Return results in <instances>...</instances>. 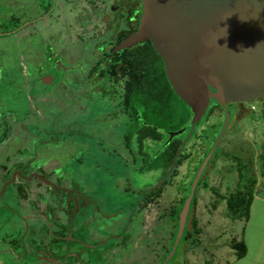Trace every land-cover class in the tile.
<instances>
[{
    "label": "rangeland",
    "instance_id": "1",
    "mask_svg": "<svg viewBox=\"0 0 264 264\" xmlns=\"http://www.w3.org/2000/svg\"><path fill=\"white\" fill-rule=\"evenodd\" d=\"M112 2L114 0H0V139L7 137L0 144V264H72L63 255L66 246L53 236L58 227L63 229L69 222L71 216L68 215V219L66 213L75 211L77 203L72 204L71 199L79 197V205L85 201L83 196H70L75 182L66 174L74 165L75 160L70 158L74 153L82 155L86 151L89 154L96 146L91 139L81 138L88 132L112 151L114 148L118 152L122 150L114 135L122 114L112 111L110 115L96 118L94 115L100 112L103 101L92 83L86 82L82 88L80 75L82 66L83 75L91 73L101 59L99 48L108 38L103 31L105 25L100 26L87 15L99 7L98 4ZM119 4L126 3L120 0ZM100 11L97 8L96 16ZM69 66L73 69H68ZM46 76L49 78L44 82ZM57 78L61 80L55 84ZM77 84L84 93L76 89ZM78 92L80 99L74 97L79 96ZM109 93L110 90H105L101 95ZM88 102H92V107L85 105ZM250 104L243 105L244 110L234 118L231 112L236 105H230L229 120L225 109L224 114L219 113L218 121V113L209 120L204 116L195 125L194 134L190 131L187 136L183 132L177 135H185L188 159L180 166L160 203L151 202L135 210L130 226L127 214L134 205L128 202L138 194L124 190L126 184L132 190L155 186L165 173L163 165L158 162L143 170L144 160L139 158L128 165L125 175L118 171L119 165H114L112 173L116 172V176L113 174L111 181L101 178V184L97 180L98 170L94 169L102 167L95 163L82 166V171L91 176V182L101 185L94 188L97 196L90 200L102 207L105 200L104 209L108 210L103 216L99 215V210H105L96 205L92 220L87 219L91 224H82L77 229L85 233L86 247H92V253L101 259H112L113 263L106 264H232L236 259V249L232 247L236 242L242 243L243 237L251 241V237L260 235L258 245L264 246V207L258 203L251 206L250 225L243 218L229 217L227 199L220 196L230 197L239 187L248 190L246 185L252 183L251 179L256 180L251 187L254 195H264L261 175L264 103H254V111L249 109ZM81 109H88L82 118ZM86 117L91 119L87 126ZM92 118H96L97 123ZM53 130L63 136L49 143L43 136ZM148 146L152 153L151 150L160 145L153 142ZM100 150L95 149L110 160L105 164L111 165L115 159ZM76 176L81 177V172ZM188 188L197 199L192 218L189 215V228L196 225L201 229L200 245L180 241L165 256V246L171 242L166 232L171 223L166 221L165 214L178 199L190 194ZM177 205L180 207L181 203ZM55 214L58 220L53 217ZM77 219L72 221L81 223V219ZM118 235L120 245L115 244ZM39 248L46 249V253ZM248 248L254 249V245Z\"/></svg>",
    "mask_w": 264,
    "mask_h": 264
},
{
    "label": "trees",
    "instance_id": "2",
    "mask_svg": "<svg viewBox=\"0 0 264 264\" xmlns=\"http://www.w3.org/2000/svg\"><path fill=\"white\" fill-rule=\"evenodd\" d=\"M119 57L120 55L115 57L116 62L110 64L113 69L111 74H108L110 84L107 85V87H109L108 90H110V93L104 94V97L100 92L97 91L100 99L103 101V105L101 106L100 112L94 116H97L96 118H98V116H102L108 112L109 109H105L107 106H112V110L115 111L122 110L123 117L120 120V123H118L116 134H114L117 144L120 145L122 150L121 152H118V149L114 148L112 151L109 149L108 145H102L98 143L97 139H95L94 136H91L92 134L89 132L82 134V139H91L96 146L91 148L92 151H90L89 154H87L86 151H84L82 155H77L74 153L70 159L75 160L77 163L74 161V165L71 166L72 168L66 170L68 177H71L75 180L70 188L72 190V194H70V196L72 197L77 195L80 197L83 196L85 198V201H83L81 204V208L79 207V197L76 196L77 199H71L72 204L76 201L77 205L75 206V211H68L66 213L67 217L68 215L71 216L70 219L68 217L69 222L63 229L58 227L59 224H55L59 229L53 232L54 240L59 238V241L63 243L62 245L66 246V248H63V255L65 258L67 257L68 262L72 264H106L109 261H112L111 258L101 259L99 255L95 254V252L92 253V247L87 248L85 245V241L88 240L86 239L85 233L82 232V230L80 232V230L77 229L84 224H91V221L87 222V219L90 218V220H92L93 217L91 214L94 212L96 213V205H99L100 208L104 209L105 200H102L103 198L101 199L103 203L102 207L97 202L95 203L94 200H90V197H95L97 194L96 189L94 188L101 187V185L99 186V183L101 184L103 182V180H100L101 178H103L105 181H111V178L116 176V172L112 173V170L115 171L114 165H119L118 171H123L122 175H125L127 167H130L128 165L136 163V161L140 158L144 160L142 165L143 170L152 168L155 164L160 162L161 165H163L162 168L165 171L164 175L160 179V182L155 186L141 190H132L126 184L124 190L130 191L133 194H138V197L133 195L134 199L132 202H128L134 205L132 211H129L127 214L130 226L132 215L136 212L135 210L140 209L151 202L160 203V199L166 193L167 187L173 183L176 175H178L180 166L183 165V163L189 157V155L185 153V135H189L190 131H193L192 134H194V129L189 128L192 122L193 114L191 109L180 99V97L171 87L166 76L163 61L156 52L155 48L152 46L151 42L145 43L142 47H138L132 53H130V60L127 63H119L117 61L119 60ZM57 58L58 57L55 59L56 61L58 60ZM91 73H93V70ZM119 74L121 77H124V80L118 84L113 78L115 75ZM88 75L91 77L90 74ZM59 80L61 79L57 78L55 84L58 83ZM105 83L106 82H102L101 84L104 86ZM98 84L99 82H97L95 85L93 84V89ZM76 86V89L79 88L78 90H81L80 84H77ZM111 91L113 92L111 93ZM74 97L80 99V93L79 96ZM114 100L116 103H114ZM260 100L264 102V99ZM80 103H82V98ZM85 105L90 108L93 104L92 102H88ZM103 106H105V108ZM86 110L81 109V118L83 117V112ZM221 111L223 114L225 113L224 108H221V106L218 104H211L205 114V118L209 120L210 116L216 117L215 114L218 113V121L220 119ZM96 118L95 120L92 118L95 123H97ZM85 120L87 121L85 125H89L91 119L89 120V118L86 117ZM179 129H185L183 132L185 135L183 134L181 136L171 137L170 132L177 131ZM62 134L63 133H59L57 130H53L46 132V135H44L43 138H48V142L51 143L53 138L61 137L63 136ZM6 138V135H4L0 139V144L6 140ZM153 142L158 143L160 146L151 150L152 153H150L148 145ZM262 148H264V144ZM95 149L98 151L101 149L102 151L100 150V152L106 153L109 158H114V162L111 163V165H107V162L110 160L100 156L101 154L98 151H95ZM92 163L98 164L99 166L97 167H102L101 169H94V171L98 170L96 173L98 176H100L97 178L99 181L97 184L98 186L91 182L90 175H87L84 171H82V166H90ZM105 170L108 172V175ZM78 172H81V177L76 176ZM113 174L115 176H113ZM97 175L94 174L95 177H97ZM261 175L263 177L262 186H264V152L262 153ZM250 181L253 184L256 183L255 179H251ZM83 183L85 186L84 188ZM118 183L120 184V182L117 180V184ZM252 183L250 185H246L248 187V190L246 191H243L242 188L239 187L235 191V194L231 195L230 197L220 195L222 198L227 199L229 217L233 219L243 218L245 221L250 217V207L255 194L253 191H251V187H253ZM90 185L93 187H89ZM90 188H93L94 191H92ZM189 191L190 194L182 196L180 199H178V204L181 203L180 207L176 202L175 205L170 207V211L165 214L166 221L171 223V228L166 229V232L170 237L169 241L171 242L169 245L165 246V256L170 253L173 248L172 246H178L180 241H189L192 243V245H200L201 240L199 235L201 233V229L197 228L196 225H194L191 229L189 228L191 221L190 217L192 218L191 213L193 212L192 210H194L197 203L196 196L192 192V189H189ZM191 194V204L192 202L193 204L192 207L190 204L189 213L187 215L182 235L178 239L180 229V215L186 200L189 196H191ZM64 197H66V199L69 198L68 195H64ZM126 204L127 203L123 204L122 206H125ZM107 211L108 210L100 212L99 210V215L103 216L104 213H107ZM189 215L191 216L189 217ZM53 217H55L57 220L59 219V216L56 214ZM77 218L81 219V223L72 221V219L76 220ZM74 225L75 227H73ZM63 234H65V236ZM120 237L121 236L119 235L117 236L115 244H119L118 240ZM245 247L246 246L243 243L236 242L232 248L236 249L238 257H243L246 253ZM39 250H43L45 252L46 249L39 248ZM86 254L87 256L85 257L84 255Z\"/></svg>",
    "mask_w": 264,
    "mask_h": 264
},
{
    "label": "water",
    "instance_id": "3",
    "mask_svg": "<svg viewBox=\"0 0 264 264\" xmlns=\"http://www.w3.org/2000/svg\"><path fill=\"white\" fill-rule=\"evenodd\" d=\"M141 1L139 27L117 49L151 41L171 87L192 111L189 128L202 121L211 104L223 107L229 120L228 104L264 99V0ZM191 198L180 215L178 239Z\"/></svg>",
    "mask_w": 264,
    "mask_h": 264
},
{
    "label": "flooded vegetation",
    "instance_id": "4",
    "mask_svg": "<svg viewBox=\"0 0 264 264\" xmlns=\"http://www.w3.org/2000/svg\"><path fill=\"white\" fill-rule=\"evenodd\" d=\"M92 3H94V2L92 1ZM119 3H120V0H114V2H112L111 4H106V3L98 4L99 7L93 8L91 13L87 15L88 18H91L93 22L100 23V26H102L103 24L105 25V30H103V31L105 32L104 34H106V36H108V38L105 40L103 46H101V48H99L101 59L97 62L95 67L92 68L93 73H90L91 77H89V75H83L84 74V70H82L83 66L81 67V74L80 75H81V81H82L81 82L82 88H83L84 83H86V82L93 83L94 85L97 82H99V84L94 87V90H97L100 93L103 91L102 93H104L105 89L108 90V88H109V87H107V85L110 84V81L108 79V77H109L108 74H111V72L113 70L112 67L110 66V64L116 62L115 57L120 55L119 60H117V61L119 63H123V64L127 63L130 60L129 59L130 53H132L138 47H142L145 43L151 42L150 40H147V41L140 42L138 45L133 46L131 48L117 49V47L122 43L123 40H125L129 35H131L132 33L137 31V29L139 27L140 20H141L140 18L143 15V4H142L141 0H124V3H126V4H119ZM51 5L52 4L49 5V8L51 7ZM97 8H100L101 11L96 16ZM99 18H100V20H97ZM32 23H34V22H32ZM100 26L98 27V29L101 28ZM14 31H16V30H14ZM57 59L59 60L60 57H58ZM163 65H164V63H163ZM69 68H72V67L69 66L68 69ZM113 79H115V81L119 84L124 80V77H121L119 74V75H115V77ZM102 82H106L104 86L101 84ZM82 88H81V90H82L81 93H84ZM112 92L113 91H111V93ZM261 101L262 100H260V99H256V100L251 101V102L231 103V104H228V107H230V105H232V106L236 105L235 108L232 109L233 118H234L241 111L244 110V109L242 110L243 105L246 107L247 103H251L250 106H248V107H251L249 109L253 110V109H255V105H253V104L256 102L260 103ZM114 103H116L115 100H114ZM106 108H108V106ZM221 108H223V107H221ZM112 109L113 108L109 109L108 112H106L105 114L108 113V115H110V113L112 111H115ZM228 110H229V108H228ZM115 112L122 114L121 115V119H122V117H123L122 110H116ZM105 114L102 116H99V117L100 118L105 117ZM107 118L110 119V116H107ZM117 126H118V124L116 125V128H117ZM79 207L81 208V205ZM31 218L35 219L36 217H31Z\"/></svg>",
    "mask_w": 264,
    "mask_h": 264
},
{
    "label": "crops",
    "instance_id": "5",
    "mask_svg": "<svg viewBox=\"0 0 264 264\" xmlns=\"http://www.w3.org/2000/svg\"><path fill=\"white\" fill-rule=\"evenodd\" d=\"M264 207V195H254V199L252 201L251 206H253L254 204H257ZM251 209V207H250ZM252 209L250 211V217L246 220V222L250 225L252 223ZM261 236L259 235H254L253 237H251V241H247L245 239V237H243V244L246 246V253L243 257H238L237 253L235 254L236 259L234 260V262L232 264H264V246L262 244L258 245L261 241ZM253 244L254 245V249L252 248H248L249 245Z\"/></svg>",
    "mask_w": 264,
    "mask_h": 264
}]
</instances>
